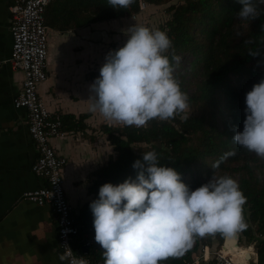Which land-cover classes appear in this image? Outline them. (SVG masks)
<instances>
[{
	"label": "trees",
	"instance_id": "16d2710c",
	"mask_svg": "<svg viewBox=\"0 0 264 264\" xmlns=\"http://www.w3.org/2000/svg\"><path fill=\"white\" fill-rule=\"evenodd\" d=\"M171 1L135 0L130 8L118 10L108 0H56L47 8L46 23L53 29L68 31L137 15L144 2L163 5ZM241 8L238 0H183L166 8L170 18L161 30L169 35L177 55L193 57L189 70L179 62L174 73L182 91L188 94L189 108L174 119L152 120L141 128L103 125L116 154L97 169L95 196L85 205L84 218L77 216L82 227L77 249L83 256L84 232L94 227L90 203L98 198L100 187L109 182L118 185L129 177L135 179L138 170L133 168L134 162L142 160L143 153L154 150L160 165L174 167L193 190L208 182L214 172L216 176L227 175L238 181L247 198L243 214L248 224L246 230L239 232L240 242L245 238L246 244L254 243L258 264H264V158L234 142L236 132L244 128L246 94L264 79V63L257 64L264 60V45H260L264 41V14L253 21L241 20L237 16ZM250 39L255 43L246 44ZM258 47L260 56L248 55L250 48ZM233 151L234 155L221 160ZM217 161L219 167L213 169ZM213 236L224 244L225 238L220 234L196 237L183 256L170 257L161 264L193 261L196 251L211 247ZM203 262L218 264L215 258Z\"/></svg>",
	"mask_w": 264,
	"mask_h": 264
},
{
	"label": "clouds",
	"instance_id": "9594fccd",
	"mask_svg": "<svg viewBox=\"0 0 264 264\" xmlns=\"http://www.w3.org/2000/svg\"><path fill=\"white\" fill-rule=\"evenodd\" d=\"M238 2L241 20L253 21L264 14V0ZM133 3L108 0L118 10ZM261 28L264 31V25ZM126 35L122 47L106 54L99 76L89 85L90 110L99 112L109 124L136 128L185 114L189 97L174 75L181 57L167 32L133 24ZM248 55L260 56L261 47L250 48ZM261 63L264 60L257 61L258 66ZM245 102L244 128L236 132L234 142L264 158V79L247 92ZM234 154L226 153L221 160ZM159 159L154 150L143 153V159L133 164L138 170L135 179L103 184L98 198L90 203L95 242L103 249L104 264H161L183 256L196 237L220 234L230 239L248 228L243 214L247 198L238 181L214 172L208 182L193 190L180 172L161 166ZM59 259L88 264L75 257L69 246Z\"/></svg>",
	"mask_w": 264,
	"mask_h": 264
},
{
	"label": "crops",
	"instance_id": "0c3cea01",
	"mask_svg": "<svg viewBox=\"0 0 264 264\" xmlns=\"http://www.w3.org/2000/svg\"><path fill=\"white\" fill-rule=\"evenodd\" d=\"M15 2L0 0V264H66L59 259L62 252L56 212L50 205L23 198L24 192L45 185L46 180L32 171L39 152L29 132L28 112L14 105L25 79L23 70L14 69L9 62L13 44L10 6ZM122 19L68 31L48 26V79L39 92L50 110L66 118V136L53 137L51 143L67 158L65 187L76 220L77 216L84 218L85 205L95 196L97 169L116 154L103 129L109 123L99 112L90 110L89 85L99 76L107 51L113 50L108 42L120 39L116 37L127 31V25L119 23ZM112 23H118L113 24L116 33L104 35L98 29ZM101 43L103 51L98 49ZM124 43L120 40L117 47ZM91 232L95 234L94 227ZM84 254L91 264H104L103 249L96 242ZM253 258V264H258L256 256Z\"/></svg>",
	"mask_w": 264,
	"mask_h": 264
},
{
	"label": "built area",
	"instance_id": "2783aa9c",
	"mask_svg": "<svg viewBox=\"0 0 264 264\" xmlns=\"http://www.w3.org/2000/svg\"><path fill=\"white\" fill-rule=\"evenodd\" d=\"M56 0H16L10 6L12 12V56L9 59L14 69H21L25 79L22 89L14 97V105L28 112L29 132L38 149V156L32 164L37 177L44 178L46 184L23 193V198L37 205H50L58 216L59 241L62 254L69 246L73 255L91 264L77 249L80 242L81 226L74 216L65 187L64 167L67 158L60 155L51 143L53 137H65L64 115L49 109L40 95L39 86L48 79L49 27L46 23L48 6ZM146 3H142V8ZM93 228L84 232V244L95 242ZM209 246H205L201 260H208ZM257 252L251 254L250 260ZM218 264H238L224 253L214 256ZM254 259V258H253ZM200 258L186 264H200ZM66 264H69L66 261Z\"/></svg>",
	"mask_w": 264,
	"mask_h": 264
},
{
	"label": "rangeland",
	"instance_id": "374dc122",
	"mask_svg": "<svg viewBox=\"0 0 264 264\" xmlns=\"http://www.w3.org/2000/svg\"><path fill=\"white\" fill-rule=\"evenodd\" d=\"M182 1L183 0H172L170 3L163 4V5H155V4L146 3L143 6L140 13H138L137 15H134V16H130V17H123V19L120 20L119 23H121L122 25H124V23H125V25H127L126 27H128V28L131 27L133 24H140V25L148 26V27L153 28V29H160L161 30V26H163L166 23V21L170 18V14L166 11V8L170 4L179 3ZM116 20H118V19H115L114 22H116ZM113 24H118V23H112L109 25L105 24L103 26L105 28L99 27L98 29L100 31H102V33L104 35L110 34V32H112V34H113V33H116V32H114L115 29L113 27L114 26ZM92 31H94V30H92ZM123 35H126V33L122 34L120 36L118 35L116 38H120V39L116 40V38H115L116 41H111V42L109 41L108 43H110V46H108V48L109 49L112 48L113 50L118 49L119 47H117V44H119L120 40L122 42L126 43L128 37L126 35V37L123 38ZM49 36H50V34H49ZM107 44H106V46H107ZM115 47H117V48H115ZM98 49L103 51L102 43L98 45ZM109 51H111V50H108L107 52H109ZM192 59H193L192 56H190L188 54H185V55L183 54L181 56V59H180L182 67L186 68V70H189L191 67ZM240 237H241L240 233H237L234 238L227 239V241L223 244V242H220L219 238H217L216 236H213V242H212V245L210 247V252L206 256H210V258H214V256H217V254L223 253L221 251L223 248L225 251V254L231 256L235 262H237L239 264H248V262L250 260V252H254V249L256 250L255 244L254 243L250 244V245L246 244L245 238H242V241L240 242ZM194 241H195V239H194ZM193 244H194V242H193ZM203 253H204V249H200V250L196 251L192 257L196 258V256H197V258H200V262H201L200 264H204V262L201 260V256H203ZM250 263L253 264L254 261L251 260Z\"/></svg>",
	"mask_w": 264,
	"mask_h": 264
},
{
	"label": "water",
	"instance_id": "95a60500",
	"mask_svg": "<svg viewBox=\"0 0 264 264\" xmlns=\"http://www.w3.org/2000/svg\"><path fill=\"white\" fill-rule=\"evenodd\" d=\"M226 241H227V239L225 238L224 243H225ZM89 247H90V246H89L88 244H86L85 246L82 247V251H83L84 253L88 252Z\"/></svg>",
	"mask_w": 264,
	"mask_h": 264
},
{
	"label": "bare ground",
	"instance_id": "6f19581e",
	"mask_svg": "<svg viewBox=\"0 0 264 264\" xmlns=\"http://www.w3.org/2000/svg\"><path fill=\"white\" fill-rule=\"evenodd\" d=\"M254 249V248H253ZM224 254H225V251H224V249L222 248V250H221ZM254 252H250V256H251V254H253ZM225 256H229V255H226L225 254ZM229 257H231V256H229ZM232 258V257H231ZM233 260V259H232ZM234 261V260H233ZM237 263V262H236ZM239 264V263H238Z\"/></svg>",
	"mask_w": 264,
	"mask_h": 264
}]
</instances>
